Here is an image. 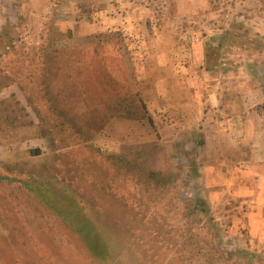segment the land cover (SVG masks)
I'll return each mask as SVG.
<instances>
[{
  "label": "rangeland",
  "instance_id": "374dc122",
  "mask_svg": "<svg viewBox=\"0 0 264 264\" xmlns=\"http://www.w3.org/2000/svg\"><path fill=\"white\" fill-rule=\"evenodd\" d=\"M43 171L112 257L0 179V264H264V0H0V176Z\"/></svg>",
  "mask_w": 264,
  "mask_h": 264
},
{
  "label": "trees",
  "instance_id": "16d2710c",
  "mask_svg": "<svg viewBox=\"0 0 264 264\" xmlns=\"http://www.w3.org/2000/svg\"><path fill=\"white\" fill-rule=\"evenodd\" d=\"M112 80L113 78H110L111 82ZM116 89V86H113L112 89L107 88L105 90L108 99L105 107L106 114L100 118L97 126L98 130H102L107 122L115 117L131 120H147L153 127H156L148 105L139 91H136L134 94L124 95L117 92ZM34 152L39 154L40 150L36 149ZM0 179L21 183L31 194L33 193L39 198L40 203L45 209L54 211L68 222L69 212L65 209L64 205L69 203V207L76 209L73 213L74 217L79 214L85 215V219L78 224L70 222V227L77 231L83 239L91 256L100 262H104L112 257L110 238L101 235V231L98 230L97 225L92 221L90 215L82 213L84 209L91 210V206L85 204L84 198L80 199L74 196L78 190L74 187L72 189V185H68L70 181L67 183L65 177L57 176V173L51 174L50 172L43 171L42 174L38 175L28 174L27 179L8 176H0ZM58 183H62L64 185L63 187H65V190H63L65 193L63 195H61V191L57 192L52 189V186ZM208 204L209 202L203 198L196 199L194 201V205L196 206L194 212L200 217H206L209 211L207 208Z\"/></svg>",
  "mask_w": 264,
  "mask_h": 264
},
{
  "label": "crops",
  "instance_id": "0c3cea01",
  "mask_svg": "<svg viewBox=\"0 0 264 264\" xmlns=\"http://www.w3.org/2000/svg\"><path fill=\"white\" fill-rule=\"evenodd\" d=\"M212 140H208L207 138H206V143L207 144H209V142H211Z\"/></svg>",
  "mask_w": 264,
  "mask_h": 264
}]
</instances>
